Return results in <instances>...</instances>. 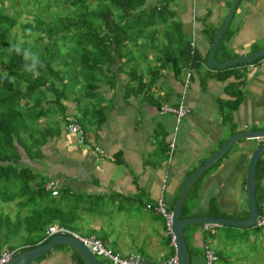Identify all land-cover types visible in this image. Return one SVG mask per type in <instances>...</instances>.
<instances>
[{
  "label": "crops",
  "instance_id": "obj_1",
  "mask_svg": "<svg viewBox=\"0 0 264 264\" xmlns=\"http://www.w3.org/2000/svg\"><path fill=\"white\" fill-rule=\"evenodd\" d=\"M232 1L145 0L141 10L155 9L157 12L160 8L161 14L154 19L151 34L146 32L137 40L147 44V49L141 51L130 43L126 47L128 57L121 61L122 70H117V64L110 68L109 73L116 77L114 88L99 85L104 122L94 131L90 126L82 131L77 123L71 122L79 127V136L61 127L57 134L46 138L39 158L24 161L35 174L43 177L45 185L53 184L57 197L76 201L79 217L87 220V227L92 229L99 224L91 223L88 217L105 216L113 209L122 215L120 210L125 208L129 217H135L130 212L131 207L143 203V211L153 220L152 234L146 247L156 255L154 260L157 264L174 255L173 243L165 231L162 217L145 206L152 205L161 196L166 208L173 207L188 175L218 150L228 137L238 132L264 129V56L255 59V63L233 69L232 75L225 80H218V74L206 63L199 71L187 69L190 77L186 88H183V78L187 70L182 69L176 75L171 63L177 54L180 55L178 45L186 43H192L198 55L207 59L210 38L215 37ZM227 33L231 56L225 57L224 51L216 52L218 62L263 49L264 0H240L220 42L227 38ZM167 44L172 48L167 50ZM161 59H165L167 64L160 66ZM125 60L129 61L127 65ZM130 69L141 77V83L147 86V90L137 89L132 84L134 90H127L124 95L128 81L126 73ZM154 69L158 70L159 76L150 83ZM238 77L244 79L239 89L242 100L236 109L230 110L228 102L232 99V87ZM71 97L70 101L63 103L64 114L70 120L78 116L82 108L81 104L78 110ZM180 100L187 114L178 124L177 131L173 132V117L159 113V108L175 106ZM43 127L44 124L37 129ZM169 143H173L171 149ZM245 144L238 142L229 146L213 167L191 185H195L192 200L188 201L192 208L186 217H248L244 183L253 148L242 149ZM259 159L262 161L259 172L263 173L264 154ZM256 197H262L259 212L264 213V177L255 184V200ZM104 203H108L106 209L101 208ZM143 225H140V231H143ZM191 227L194 229L190 233H187L189 227L183 229V237L187 250L192 251L191 262L197 264L202 261V246L208 241L202 226ZM101 228L102 243L115 242L123 252L122 255L113 254L120 258L140 256L133 254L131 245L125 242L128 238H124V230L115 232L109 226ZM64 229L71 231L68 227ZM232 242L235 243L234 240ZM233 249L226 248L230 253ZM55 253L38 264H58L60 255ZM140 258L144 263L154 264Z\"/></svg>",
  "mask_w": 264,
  "mask_h": 264
},
{
  "label": "trees",
  "instance_id": "obj_2",
  "mask_svg": "<svg viewBox=\"0 0 264 264\" xmlns=\"http://www.w3.org/2000/svg\"><path fill=\"white\" fill-rule=\"evenodd\" d=\"M144 2L145 0H0V205L14 201L18 209L13 218L9 214L0 215V254L6 251L13 257L43 244L51 238L46 235L49 226L67 228L80 218L76 214V201H66L53 194V189H46L43 177L35 174L24 161L39 158L46 138L57 134L61 127L66 129L71 122L77 123L82 131L89 126L98 128L104 122L105 113L101 107L103 97L99 85L114 88L116 77L114 73H109L110 68L117 64V70H122L121 61L128 57L126 47L130 43L141 51L147 49V44L138 43L137 40L144 33L152 32L154 19L161 14L160 8L157 12L155 9L141 10ZM19 6L22 8L19 9ZM7 10L10 12H6ZM31 36L34 37L29 41ZM213 38H210L209 44ZM14 45L39 55L43 63L39 75L34 76L23 70V54L9 51ZM181 45H178L181 48L180 55L177 54L171 60L176 75L182 69L199 71L206 59L201 58L188 43ZM58 46L65 49L63 54ZM219 47L220 44L216 52ZM165 48L169 50L172 45L167 44ZM257 60L224 69H209L218 74V80H225L232 75L233 69ZM165 61L161 59L160 66L167 64ZM126 62L129 61L125 60V65ZM5 73L9 77H15L13 83L4 78ZM126 74L128 81L124 87V95L127 90H134L132 84L137 89L147 90L134 69ZM158 76V70L154 69L149 82L155 81ZM238 79L232 87V99L228 102L230 110L236 109L242 100L239 89L244 79ZM70 97L78 110L82 104L81 112L71 120L65 116L63 104L70 101ZM53 114H58L60 119L53 118ZM41 118L44 119V127L37 129ZM261 164L259 159L255 167V184L259 178L264 177V172H259ZM194 187L195 185L185 196L181 218L190 215L192 207L188 201L192 200ZM21 198L24 200H20ZM256 198L259 212L262 197ZM171 208L172 205L166 209L170 212ZM23 210L26 213L21 214ZM162 220L164 223L163 218ZM254 228L259 232L262 227ZM240 229L243 231L240 232ZM211 230L205 231L208 243L202 246V257L203 247L209 244L210 238L217 239V230L223 233L225 240L231 238L233 241L242 237L247 228L219 226L211 227ZM230 230L236 233L230 235ZM68 232L79 236L75 232ZM21 233L31 238L12 245V237L22 235ZM64 248L69 251L68 264H83L75 253L62 245L54 246L30 264H38ZM187 251L191 260L192 251ZM214 253L217 261L220 260L222 253Z\"/></svg>",
  "mask_w": 264,
  "mask_h": 264
},
{
  "label": "water",
  "instance_id": "obj_3",
  "mask_svg": "<svg viewBox=\"0 0 264 264\" xmlns=\"http://www.w3.org/2000/svg\"><path fill=\"white\" fill-rule=\"evenodd\" d=\"M240 0H233L228 12L223 19V22L218 29L208 52L206 64L211 69H224L233 65L245 64L253 61L261 56H264V48L259 51L218 62L215 59V54L218 45L226 31L233 14L239 4ZM245 142L242 149L253 148V151L248 160L245 175V195L248 207V217L246 219L238 218H223L210 216H196V217H180L185 196L191 185L214 163H216L223 154L227 151L229 146L234 143ZM264 154V129L257 131H243L234 133L228 137L221 147L212 153L207 159L203 161L194 171H192L185 182L183 183L176 201L171 210V234L173 237V249L177 264H191L187 247L183 237V229L190 225H210V226H231L235 228H254L259 212L255 200V167L259 158ZM62 245L69 248L75 253L83 264H98L95 257L84 247L77 239L70 236L54 235L43 244L37 245L33 248L18 253L3 264H30L40 256L51 250L54 246Z\"/></svg>",
  "mask_w": 264,
  "mask_h": 264
},
{
  "label": "rangeland",
  "instance_id": "obj_4",
  "mask_svg": "<svg viewBox=\"0 0 264 264\" xmlns=\"http://www.w3.org/2000/svg\"><path fill=\"white\" fill-rule=\"evenodd\" d=\"M21 8L22 6H19V9ZM57 11L61 13L60 10L57 9ZM6 12H10V10H7ZM225 36H227V38H224L222 42L220 43L218 53L219 51H224V56L230 57L231 54L229 52V47H228V39H229L228 33ZM33 37L34 36H31L29 38V41L33 39ZM16 39L21 41L19 39V36H16ZM58 48L61 54H63L65 49L62 48L61 46H58ZM58 117H59L58 115L54 116L55 119H58ZM42 121L43 119L41 118L39 122L37 123V128H41L43 126ZM91 128L93 131L96 130V126L95 127L92 126ZM207 171H205V173ZM23 198H21L20 200L23 201L24 200ZM14 203L15 202L13 201V202H7V203L1 204L0 205V215L9 214L10 217L13 218L15 213L18 211ZM142 204L143 203L136 205L134 208L131 207L130 212L134 213L135 217H129L127 214L126 208L124 207L125 210L124 209L120 210L122 211V215L118 214L117 213L118 211L113 209L112 211H110L111 213H106V215L104 214L105 216H99L96 218L88 217L91 223L99 224V227H97L96 229L87 227L88 221L85 219H82V217L76 220L75 223H73V225H69L68 227L70 228L71 231H74L77 234L81 235V237L87 236L88 238H95V239L97 238L100 241L101 239H104L102 235L99 233L103 231V228L101 227L109 226V228L114 229L115 232L122 229L125 232L124 238L126 239L128 238L125 242L131 245L130 247H132V253L139 254L147 262H152L154 264H157V262L154 260L155 259L154 257H156V255L151 253L150 249L146 247L148 239L152 234L151 230L153 226V220H152V217L147 212L143 211ZM107 206H108V203H104L101 205V208L106 209ZM25 209L28 210L27 208ZM243 209L247 212V208L245 204H243ZM26 210L21 211V214H23V212L26 213ZM76 214L79 216L78 213ZM121 223L125 225L126 228L122 227ZM141 224H144L143 231H140V228H139ZM188 227L189 228L187 230V233H190L191 230L194 229V227H191V225ZM220 230L222 231V228ZM221 231L217 230V235H216L217 239L212 240L210 238L209 240L208 246L214 251L216 249L217 251H220L222 253L221 259L216 261L214 264H264V228H261L259 232L256 230V228H247V231L242 233L243 235L242 237H237V239L234 240L235 243L232 242L231 238L230 240H225L223 238V233ZM239 231L242 232L243 229H240ZM1 232H3L2 229H1ZM235 233L236 232H234L233 230H230L229 232L230 235L235 234ZM205 237L208 238L207 235ZM218 237H220L221 240H218ZM29 238L31 237H28L23 234L22 235L18 234L15 237H12V239L10 240V243L12 245L13 244L17 245ZM186 242L189 244L188 239H186ZM103 246L107 250L112 252V254L115 252L121 255L123 254V252L120 251L119 249L120 246L115 242H112V243L106 242L105 244H103ZM228 247H234L231 253L230 251L226 250V248L228 249ZM58 253L60 255V258H59L60 262L58 264H68L67 254L69 253V251L64 248L63 251L58 252ZM55 255L56 253L54 254V256ZM95 259L97 260L99 264H111L107 259L99 257V256H95Z\"/></svg>",
  "mask_w": 264,
  "mask_h": 264
},
{
  "label": "built area",
  "instance_id": "obj_5",
  "mask_svg": "<svg viewBox=\"0 0 264 264\" xmlns=\"http://www.w3.org/2000/svg\"><path fill=\"white\" fill-rule=\"evenodd\" d=\"M191 48H193V44L190 43L189 45ZM190 77V72L187 70L186 73L184 74L183 78V88L187 87L188 80ZM182 98V96H181ZM159 113L161 114H170L173 117V132L177 131L178 124L182 120L183 117L187 114V109L185 108V105H183L182 101L180 100L175 106H161L159 108ZM67 131L69 133H73L76 135H80L81 131L79 127L76 124H69L67 126ZM168 147L171 149L173 147V143H169ZM96 150V149H95ZM53 184L50 182L46 185V189L52 190L53 189ZM54 194V192H53ZM146 209H153L157 214H159L163 219H164V228L165 231L170 234L171 236V242L173 243V237L171 234V212L167 211L163 199L161 196L158 197L154 201L152 205H146ZM257 227H264V213L262 215H259L256 224ZM209 226L205 225L204 229L207 230ZM47 236H52V235H59V236H70L75 239H77L84 247L88 249V251L95 257L99 256L102 258L107 259L111 264H147L142 261L140 256L138 255H128L124 256L123 258L118 257L115 254H112L109 250H107L102 242L98 239L95 238H84V237H79L77 235L69 233L66 229L64 228H59L55 226H49L46 231ZM11 257L10 252L3 251L0 254V264L5 263L8 261ZM217 260V257L214 253V251L209 247V246H204L203 247V257L201 263L197 264H214ZM161 264H177L176 257L175 255L171 256L168 258L166 261H164ZM195 264V263H191Z\"/></svg>",
  "mask_w": 264,
  "mask_h": 264
},
{
  "label": "clouds",
  "instance_id": "obj_6",
  "mask_svg": "<svg viewBox=\"0 0 264 264\" xmlns=\"http://www.w3.org/2000/svg\"><path fill=\"white\" fill-rule=\"evenodd\" d=\"M9 51H15L17 54H23V58L25 61V64L23 66V70L27 73H30L34 76L39 75V69L43 67V63L39 58L38 54L32 53L29 50H23L18 46H12ZM4 78L8 80L9 83H13L15 80V77H9L7 73L4 74ZM256 224V223H255ZM204 231L211 232V227H216V226H209L207 230L204 229L205 225H201ZM255 227H257L255 225ZM54 236V235H52ZM51 236V237H52ZM217 261V260H216Z\"/></svg>",
  "mask_w": 264,
  "mask_h": 264
}]
</instances>
